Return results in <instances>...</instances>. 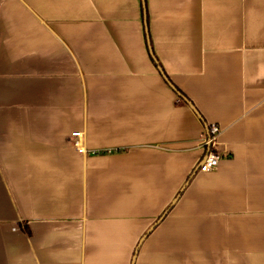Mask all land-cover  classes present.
I'll list each match as a JSON object with an SVG mask.
<instances>
[{
  "label": "crops",
  "instance_id": "crops-1",
  "mask_svg": "<svg viewBox=\"0 0 264 264\" xmlns=\"http://www.w3.org/2000/svg\"><path fill=\"white\" fill-rule=\"evenodd\" d=\"M0 264H264V0H0Z\"/></svg>",
  "mask_w": 264,
  "mask_h": 264
},
{
  "label": "built area",
  "instance_id": "built-area-1",
  "mask_svg": "<svg viewBox=\"0 0 264 264\" xmlns=\"http://www.w3.org/2000/svg\"><path fill=\"white\" fill-rule=\"evenodd\" d=\"M221 127L217 124L207 125L205 131V138L203 139V146L205 147L206 154L203 160L198 165L196 172L209 173L218 169L221 161V153L218 149V140L221 134ZM72 136L75 138L73 142L75 148L79 153H85V149L82 147L81 132H74Z\"/></svg>",
  "mask_w": 264,
  "mask_h": 264
},
{
  "label": "trees",
  "instance_id": "trees-1",
  "mask_svg": "<svg viewBox=\"0 0 264 264\" xmlns=\"http://www.w3.org/2000/svg\"><path fill=\"white\" fill-rule=\"evenodd\" d=\"M166 77V76H165ZM167 78V77H166ZM171 86L173 87V89L176 91V93L181 96L182 98H184V95H182L177 89H175V87L171 84Z\"/></svg>",
  "mask_w": 264,
  "mask_h": 264
}]
</instances>
